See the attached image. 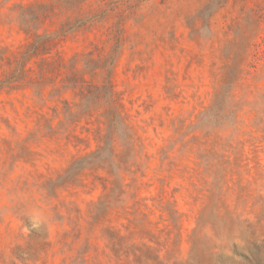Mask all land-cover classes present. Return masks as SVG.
Instances as JSON below:
<instances>
[{
    "label": "rangeland",
    "instance_id": "rangeland-1",
    "mask_svg": "<svg viewBox=\"0 0 264 264\" xmlns=\"http://www.w3.org/2000/svg\"><path fill=\"white\" fill-rule=\"evenodd\" d=\"M0 264H264V0H0Z\"/></svg>",
    "mask_w": 264,
    "mask_h": 264
},
{
    "label": "clouds",
    "instance_id": "clouds-1",
    "mask_svg": "<svg viewBox=\"0 0 264 264\" xmlns=\"http://www.w3.org/2000/svg\"><path fill=\"white\" fill-rule=\"evenodd\" d=\"M29 224L33 229L40 230L43 227H47L49 222L43 213H37L35 211L26 213Z\"/></svg>",
    "mask_w": 264,
    "mask_h": 264
}]
</instances>
